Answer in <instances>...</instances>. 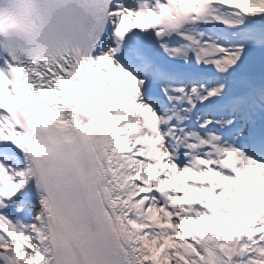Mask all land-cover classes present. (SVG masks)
<instances>
[{
	"label": "snow or ice",
	"instance_id": "6c2138e0",
	"mask_svg": "<svg viewBox=\"0 0 264 264\" xmlns=\"http://www.w3.org/2000/svg\"><path fill=\"white\" fill-rule=\"evenodd\" d=\"M0 264H264V0H0Z\"/></svg>",
	"mask_w": 264,
	"mask_h": 264
},
{
	"label": "clouds",
	"instance_id": "9594fccd",
	"mask_svg": "<svg viewBox=\"0 0 264 264\" xmlns=\"http://www.w3.org/2000/svg\"><path fill=\"white\" fill-rule=\"evenodd\" d=\"M81 95H82V94H80V93L70 94L69 99H70V100H73V101H75V102H77V103H78V106L82 107V108L86 111L87 109L84 108V106L81 105V104L79 103V100H78V98H79ZM90 100H91V103H92L93 105L96 104V101H95V98H94V97H93V98H90Z\"/></svg>",
	"mask_w": 264,
	"mask_h": 264
}]
</instances>
